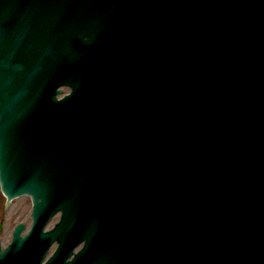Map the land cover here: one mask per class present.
<instances>
[{
	"label": "water",
	"instance_id": "water-1",
	"mask_svg": "<svg viewBox=\"0 0 264 264\" xmlns=\"http://www.w3.org/2000/svg\"><path fill=\"white\" fill-rule=\"evenodd\" d=\"M182 11L186 12L187 11L186 7H184ZM0 66L3 68L0 71V74H1L6 69L2 65ZM3 98H4V94L0 92V105L3 101ZM5 159H6V156L4 154V131H3L2 126H0V185H1V189L7 196V204L14 197L21 196L23 194L30 195L32 197L33 206H34L32 217L34 219V222L36 223L38 220V216L42 211V208L46 207L48 205V202L44 203V196L42 194V191L40 190L38 185H35L33 182L30 185L25 184V185L18 186L14 181H12L8 175V167L6 165ZM66 206L67 205L63 206V211H64V215L66 214L67 216ZM200 206H201V213L197 212L193 214H188L186 216L185 221H181V227L178 229L177 235L181 238L183 242H186L190 237H192L191 236L192 226L196 228V230L200 231L202 238L208 237V233H207L208 221L211 218L212 212H211L209 203L202 202ZM44 210H46V208H44ZM199 214H202V216L204 217V220L201 223H199L200 222ZM64 223H65V219H64ZM134 224L135 225L137 224L136 221H134ZM97 225L103 228L102 224H97ZM65 226H67V224H65ZM21 229H22V226H19L14 232L13 243L5 251L0 250V264H6L3 259L8 254H10V264H17L16 260H17L18 254L20 253V250L24 247L25 240L28 238V236L25 238H22L19 236V232ZM112 232L120 236L127 235L126 231L123 229H115V230H112ZM40 235L42 234L40 233ZM131 235H135V234H131ZM62 237L63 236L61 233L60 236L56 238L57 241L59 240L61 246L63 244ZM53 240L54 238L51 239V241ZM259 240L263 241L262 238L259 237L258 235L251 238L253 245H256V242ZM201 242L202 244H207V240L205 239H203ZM257 251H258V254L256 257L259 259V263L264 264V251L262 250H257ZM252 258L253 256L249 255L248 260H251Z\"/></svg>",
	"mask_w": 264,
	"mask_h": 264
},
{
	"label": "rangeland",
	"instance_id": "rangeland-1",
	"mask_svg": "<svg viewBox=\"0 0 264 264\" xmlns=\"http://www.w3.org/2000/svg\"><path fill=\"white\" fill-rule=\"evenodd\" d=\"M65 92H68V89H66ZM4 201L5 199L0 192V223H2L0 241L2 247H5L10 242L11 234L15 225L18 223H24L26 225V230L31 225V203L29 198L22 197L15 199L6 210H3ZM56 220L57 217L49 222L46 228L50 229ZM54 248L55 246L51 248L50 252H52Z\"/></svg>",
	"mask_w": 264,
	"mask_h": 264
}]
</instances>
